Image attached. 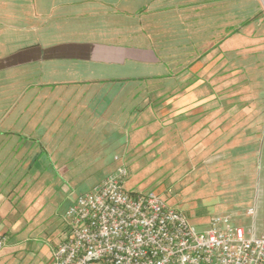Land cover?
Masks as SVG:
<instances>
[{
	"label": "crops",
	"instance_id": "obj_1",
	"mask_svg": "<svg viewBox=\"0 0 264 264\" xmlns=\"http://www.w3.org/2000/svg\"><path fill=\"white\" fill-rule=\"evenodd\" d=\"M126 1L0 0V82L14 79V82H10L8 85L15 83L17 89L20 90L16 91L14 95L0 97V232L14 233L20 231L24 226V221H27L29 212H54V208L51 210V206L46 202L44 188L37 186L30 191L27 187L28 182L24 177L31 164H34L32 168H41L40 165L36 164L41 162L39 157L31 156L32 152L38 154L36 144L41 145L42 149L49 153L55 169L70 170L76 168L73 157L68 153L71 151L73 143L65 141V139L57 140L53 138L55 132L50 134L48 129L44 130V124L48 120L60 122L72 118L75 121H95L98 123L97 126L114 124L118 130L116 137L122 135L125 140L121 147L122 153L116 154L114 158L120 162L118 168L122 166L127 168L128 177L130 175L129 167H146V163L140 162L139 157H137V148L148 137V133L152 132L154 127L157 129L158 126L156 123L141 126L140 122L142 120H155L158 116H163L164 120L163 165L171 170L169 174L175 170H179L181 173L183 168L192 166L190 162L194 164L200 161L199 159H202L206 153H217L209 159L214 161L215 157L220 160L222 151L230 155L236 152L235 146H232V107H228L227 111L222 113L221 98L209 91H214L215 86H210L209 83L211 82L199 77L193 83L187 79L182 80V78L180 81L177 78L166 81L161 79L166 77L164 73H156L147 77L151 80L148 81L149 83L153 82L159 85L155 88H165V93L144 112L140 111L138 107L141 99L137 100L139 94L134 91L124 98L125 91L119 92L120 98L109 102L107 107L103 109L95 110L92 108L91 102L94 97L92 94L86 97L87 93H85L83 96H75L76 98L70 96L68 98L71 99H66L64 102V105L69 104L79 108L77 109L78 113H75L76 108H70V114L68 112L61 113L62 116L60 117L49 116L46 112V114L42 113L43 110L39 114L38 108L36 109L37 112H29L32 110L34 102H37V106H43L48 100L47 97H39L38 95L26 97L32 88H49L51 86L64 88L71 84L76 87L85 86L88 89L89 85L99 82L94 77L95 72H97L92 66L94 58L90 57L89 54L90 51H94V48H89L86 43H81V41H95L98 38L103 43L119 42L121 44L127 38L124 32L126 33L128 29L125 28L131 24L133 41L147 39L150 40L151 44H154L151 35L146 32L145 26L153 34L159 33L160 29L156 31L150 22L142 25L144 17L150 16L148 9L150 10L151 6L149 5L147 10H144L145 7L136 5L135 1L137 0H129L128 5H125ZM199 1L192 2L193 6L191 7L193 10H197V13L200 7ZM145 2L152 3L155 0H146ZM165 6L161 4L157 8L162 11ZM104 8L108 10L105 14L120 17L113 28L95 30L92 26L85 24L84 20L81 19L83 22L76 20L77 17L90 18L94 15L92 11ZM163 14L164 12L159 15ZM231 21L229 17L227 22L221 24L219 21L217 23L219 25L211 29L208 40L212 42L210 49H212L213 54L208 53L210 51L208 49L207 52L204 51V54L195 56L203 60L207 56L217 55L218 62L225 58L226 52L232 51L230 46L232 42ZM197 32H201L199 26ZM161 38L164 39V37ZM74 39L76 41H73ZM162 39H157L154 46L148 47L147 50H151V56L141 61L135 55H128L129 51L121 46L96 47V52L102 58L106 56L110 60H116L108 63L119 66L126 65V58H132L129 60L140 63L164 66V61L158 56V51L164 49L162 44L164 40ZM214 42H222V44L220 43L216 48ZM112 45H117V43H112ZM137 53L140 55L141 52L136 51L134 54ZM206 62L205 60L196 61L190 66L191 72L193 74L210 73L216 69L213 68L216 67L215 63L205 67ZM34 73L37 74L35 78ZM33 78L36 80L33 81ZM129 83L130 81L123 82L121 90L126 89ZM3 86L7 90V83L0 85V87ZM200 89H204L206 92L199 95ZM211 93L212 95H210ZM2 94L4 91L0 92V96ZM16 99L19 100L22 108L20 112L13 114L7 106H11ZM52 99L50 105L59 102V100H55L56 98ZM116 101L118 102L115 108L111 107ZM158 104H160L159 107H156ZM64 110L62 109V111ZM157 110H160V113ZM73 112L74 114H71ZM99 112L100 114H98ZM106 135H100L99 138H101L102 143H104L103 140ZM18 137H25L26 141L23 142ZM221 137L228 138V144H224L223 148H221ZM252 139L250 140L252 141ZM156 143H160V141ZM239 150L244 154L242 160L238 162L240 165L250 163L251 166L256 152L260 153L261 157L259 156V160H257L259 161L258 166H254V169L257 167L255 186L252 184L249 188L236 190V193L232 195V203L223 202L219 195L206 196V187L194 190L188 187L181 194L175 196L174 186L179 177V174H176L177 171L165 185H158L149 191L135 192H155L162 198L164 194H168L170 196L168 202L172 201L171 206L178 208L186 216L187 214H204L206 219L202 220V224L207 226H209L213 216L230 214L234 224L247 229L253 228L256 234H260L264 223V138L261 139L257 148L254 147L253 142H250ZM63 152H67V154L61 155ZM99 152V159L104 161V152L102 150ZM87 158H92V156ZM154 162L162 165L160 159H153L149 161L147 166H151ZM198 168L199 166H197ZM254 169L252 168V170ZM113 172L115 171L106 176ZM204 184L205 182L201 185L205 186ZM179 197L182 199L181 201L177 199ZM250 208L255 209L254 216L248 215L247 212ZM8 243L0 248V262L2 263L18 252V248L15 246L8 249ZM56 245L52 246L51 251ZM50 260L51 258L48 262Z\"/></svg>",
	"mask_w": 264,
	"mask_h": 264
},
{
	"label": "rangeland",
	"instance_id": "obj_2",
	"mask_svg": "<svg viewBox=\"0 0 264 264\" xmlns=\"http://www.w3.org/2000/svg\"><path fill=\"white\" fill-rule=\"evenodd\" d=\"M145 1L137 0L135 3L138 7H145L144 10H147L149 5L151 6L150 10L148 9L150 16L144 17L142 25L150 22L156 31L160 29L159 33L153 34L145 26V30L151 35L154 44H156L157 39L164 37L162 39L164 40L162 42L164 49L158 51V56L165 63L164 66L129 60L132 58H126V65L119 66L108 63L116 60H110L106 56L102 58L97 54L96 47L121 46L129 51L128 55H135L140 61L150 57L151 50L147 49L154 44H151L150 40L147 39L133 41L131 24H128V27L125 28L128 31L124 32L127 38L121 44L119 42L103 43L98 38L95 41H81V43H86L89 48H94V51H90L89 54L90 57L94 58L92 66L97 71L94 77L98 79V83L89 85L88 89L85 86L76 87L71 84L64 88H58L59 86L32 88L26 97L38 95L39 97L45 96L48 100L43 106H37V102H34L32 110L29 112H37L36 109L38 108L39 114L43 110L42 113L46 112L47 115H54V117L62 116L61 113L68 112L70 114V108L76 107L69 104L64 105L65 100L71 99L68 98L70 96L72 98L83 96L85 93H87L86 97L91 96V94L94 97L91 102L92 108L95 110L103 109L107 107L109 102H113L116 98L118 100L120 98L119 92L122 91L126 93L123 94V98L133 91L139 94L137 100H141L138 107L140 111L144 112L165 93V88H155L159 85L148 82L150 79L147 77L152 74L164 73L166 77L161 79L166 81L176 78L180 81L182 78V80L187 79L190 83H193L197 77L204 78L211 82L209 83L210 86H215L214 91H209L221 98L222 113L226 112L228 107H232V146H235L236 152L230 155L222 151L220 160L215 157L214 161L209 159L217 153H206L202 159H199L200 161L194 164L190 162L192 166L183 168L181 173L179 170H175L179 177L174 186L176 191L174 195L181 194L188 187L193 190L206 187V196L219 195L223 202L232 203V195L236 193V190L249 188L252 184L255 186L257 167L254 169V166H258L259 161L257 160H259V156L261 157L260 153H255V158L251 163L253 167L250 166V163L240 165L238 162L242 160L244 154L239 149L250 144V142H253L254 147L257 148L261 139L264 138L262 136L264 135V0H200L198 13L197 10L191 8L192 2L197 0H155L152 3ZM128 4L129 0L126 1L125 5ZM161 4L166 5L162 11L157 8ZM107 11L106 8L96 9V11H92L94 15L90 18L77 17L76 20L78 22L84 20L85 24L92 26L95 30L113 28L120 17L105 14ZM163 12V15H159ZM229 17L232 20V42L230 43L232 51L226 52L227 55L220 62L217 61V55L207 56L203 60L195 56L204 54V51L207 52L208 49L210 50L208 53H212V49H210L212 42L208 40L211 29L216 28L219 21L221 24L227 22ZM74 22L76 21L74 20ZM198 26L201 32H197ZM112 43H117V45H112ZM214 43L216 48L220 43L222 44V42ZM136 51L141 52L140 55L134 54ZM198 60L207 61L205 67L215 63L216 67L213 68L216 69L210 73L193 74L190 66ZM33 75L34 78L37 76L36 73ZM34 78L33 81L36 80ZM125 81H130V83L126 89L121 90V84ZM10 82H14V79L0 82V85L7 83V90L5 86L0 87V92L4 91L0 97L14 95L16 91H20L15 83L9 86ZM140 84L142 85L140 86ZM204 92L206 90L200 89L198 94L202 95ZM52 98H56L55 100H59V102L50 105L53 101ZM117 102L111 107L115 108ZM7 108L15 114L20 112L22 106L16 99ZM62 109L65 110L62 111ZM77 109L79 108H76L75 113L79 112ZM157 112L160 113V110ZM140 123L141 126L152 125L153 123L158 126L157 129L154 127L153 131L148 133V137L137 148V157H139L140 162L146 163V167H129L130 175L124 187L130 192L149 191L158 185L163 186L171 176L175 175V171L169 174L171 170L163 165V140L165 137L163 116H158L155 120H142ZM97 124L95 121H75L72 118L60 122L57 120L45 122L43 129H48L50 134L55 132L53 138L65 139V141L73 143L71 151L69 148L68 153L73 157L76 168L70 170L55 169L49 153L44 151L41 145L36 144L38 154L32 152L31 156L39 157L41 162L36 164L40 165L41 168H32L34 164H31L24 177L28 182L27 187L30 191L37 186L44 188L46 202L51 206V210L54 208V212H29L27 221L23 222L24 226L20 231L14 233L0 232L6 238L5 244L11 240L7 245L8 249L14 246L18 248L16 254L3 263L0 262V264L50 263L48 261L52 256V246L56 245L67 232L66 213L70 206L80 195L93 189L108 173L116 171L119 167L120 162L114 157L116 154L122 153L121 147L125 141L123 136L116 137L118 130L114 124L109 123L102 126H97ZM102 134L103 136L107 134L103 140L104 143L99 138ZM154 138L155 140H153ZM251 138H253L252 141ZM18 139L23 142L26 141L25 137H18ZM221 140V148H223L224 144H228V138L221 137ZM157 141L160 143H156ZM101 150L104 152V161L99 159V151ZM66 154L67 152L61 153L63 156ZM89 156L92 158H87ZM153 159H160L162 165L154 162L148 167L149 161ZM197 166H199L198 169ZM203 182H205V186L201 185ZM169 197L168 194H164L163 198L168 202ZM177 199L182 200L180 197ZM168 204H172V201ZM187 216L190 224L196 226L198 230H204L208 227L202 224V220L206 219L204 214H187Z\"/></svg>",
	"mask_w": 264,
	"mask_h": 264
},
{
	"label": "built area",
	"instance_id": "obj_3",
	"mask_svg": "<svg viewBox=\"0 0 264 264\" xmlns=\"http://www.w3.org/2000/svg\"><path fill=\"white\" fill-rule=\"evenodd\" d=\"M127 177L122 166L73 202L49 264H264V223L256 234L217 214L198 230L159 194L127 191Z\"/></svg>",
	"mask_w": 264,
	"mask_h": 264
}]
</instances>
